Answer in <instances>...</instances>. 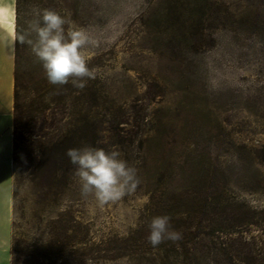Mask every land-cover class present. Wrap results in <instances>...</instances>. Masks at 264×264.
I'll return each mask as SVG.
<instances>
[{"label":"rangeland","instance_id":"374dc122","mask_svg":"<svg viewBox=\"0 0 264 264\" xmlns=\"http://www.w3.org/2000/svg\"><path fill=\"white\" fill-rule=\"evenodd\" d=\"M43 9L70 14L88 31L84 51L96 75L75 95L56 89L53 98H66L51 103L33 134L72 129L68 147H115L139 183L101 205L81 195L68 147L43 152L33 168L17 158L11 245L28 252L21 264H55L36 251L60 212L87 234L63 264H159L155 251L106 257L122 238L147 234L154 216L200 217L212 185L250 208L264 206L256 156L264 147V0H25L24 27ZM24 46V70L45 76Z\"/></svg>","mask_w":264,"mask_h":264},{"label":"trees","instance_id":"16d2710c","mask_svg":"<svg viewBox=\"0 0 264 264\" xmlns=\"http://www.w3.org/2000/svg\"><path fill=\"white\" fill-rule=\"evenodd\" d=\"M25 0H15V29L23 31L22 6ZM24 43L15 41L14 69V108L12 130L13 173L17 175L22 168L17 158H25V163L32 167L41 159L43 152L57 150L61 145L68 147L71 132L55 131L33 134L32 128L37 120L46 121V111L53 102L59 104L66 97L53 98L57 89L62 94L69 90L77 91L69 82L63 86L51 85L38 70L28 72L22 63ZM43 76V77H42ZM64 98V99H63ZM33 137V138H32ZM35 137V138H34ZM73 135H71V138ZM75 148L69 146L68 149ZM21 153V156L19 155ZM257 158L264 162V147L260 148ZM60 162H54L55 172L60 169ZM219 189L220 191H216ZM211 201L205 203L200 217L189 216L184 220L177 212L169 216L172 229L179 231V241H163L156 247L149 244L147 234L132 235L121 239L115 254L106 259L124 256L126 252L138 250L157 253L159 264H264V206L250 208L238 202L228 194L226 186L209 188ZM235 199V200H234ZM180 216L179 218L174 217ZM182 221L181 224H175ZM68 212H60L49 222L48 241L36 251L41 259L51 258L53 263L63 264L65 259L77 253L79 247L86 244V230ZM29 251V250H28ZM27 251H18L13 244L10 248V264H21ZM177 256L181 258L178 263Z\"/></svg>","mask_w":264,"mask_h":264},{"label":"clouds","instance_id":"9594fccd","mask_svg":"<svg viewBox=\"0 0 264 264\" xmlns=\"http://www.w3.org/2000/svg\"><path fill=\"white\" fill-rule=\"evenodd\" d=\"M32 16L19 33L13 21V41L30 47L49 84L63 86L71 82L83 88L96 75L84 51L92 43L88 31L76 25L70 14L52 9L36 10ZM65 154L74 166L81 195L93 196L101 205L120 200L139 183L137 169L115 147L105 150L84 146L70 148ZM181 238L182 234L172 229L168 215L154 216L148 223L147 240L153 247Z\"/></svg>","mask_w":264,"mask_h":264},{"label":"crops","instance_id":"0c3cea01","mask_svg":"<svg viewBox=\"0 0 264 264\" xmlns=\"http://www.w3.org/2000/svg\"><path fill=\"white\" fill-rule=\"evenodd\" d=\"M15 0H0V264H10Z\"/></svg>","mask_w":264,"mask_h":264}]
</instances>
